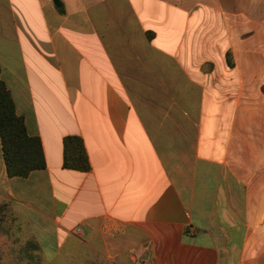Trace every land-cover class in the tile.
<instances>
[{"label": "crops", "instance_id": "crops-1", "mask_svg": "<svg viewBox=\"0 0 264 264\" xmlns=\"http://www.w3.org/2000/svg\"><path fill=\"white\" fill-rule=\"evenodd\" d=\"M60 1L0 0L1 79L46 160L11 178L0 137L12 232L45 260L73 236L89 264H264V0Z\"/></svg>", "mask_w": 264, "mask_h": 264}, {"label": "trees", "instance_id": "trees-1", "mask_svg": "<svg viewBox=\"0 0 264 264\" xmlns=\"http://www.w3.org/2000/svg\"><path fill=\"white\" fill-rule=\"evenodd\" d=\"M0 137L9 177L26 178L31 173L46 168L41 140L29 135L24 119L17 115L11 92L1 79V67ZM64 168L82 172L91 169L84 141L80 137L70 136L65 139ZM6 207V204L0 205V224Z\"/></svg>", "mask_w": 264, "mask_h": 264}, {"label": "rangeland", "instance_id": "rangeland-1", "mask_svg": "<svg viewBox=\"0 0 264 264\" xmlns=\"http://www.w3.org/2000/svg\"><path fill=\"white\" fill-rule=\"evenodd\" d=\"M51 1L53 2L54 0ZM192 2L196 3L198 0H192ZM256 2L258 1L255 0L254 3ZM194 11L195 9L193 8V12ZM8 221H10V219L6 207L5 216L0 224V264H89V259L94 258L93 253L82 242L73 236H70V238L65 240L59 256L56 259H53L52 257L53 252L49 250L47 251L48 259H46V261L41 257L39 251L36 250L33 245L24 246L25 243L21 237L17 233L12 232V228L14 229V227H10ZM9 242L11 244H17V247L20 248H17L16 250L9 249ZM22 247L25 248L22 249ZM13 254L25 257L24 259L15 262L17 260L11 257ZM9 256L12 259H9Z\"/></svg>", "mask_w": 264, "mask_h": 264}, {"label": "water", "instance_id": "water-1", "mask_svg": "<svg viewBox=\"0 0 264 264\" xmlns=\"http://www.w3.org/2000/svg\"><path fill=\"white\" fill-rule=\"evenodd\" d=\"M53 3H54V5H55L57 8H61V6H62L60 0H54Z\"/></svg>", "mask_w": 264, "mask_h": 264}]
</instances>
